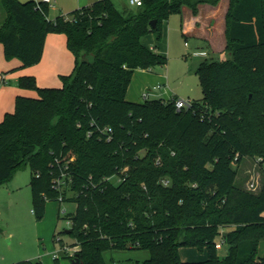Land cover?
Masks as SVG:
<instances>
[{
  "label": "trees",
  "instance_id": "trees-1",
  "mask_svg": "<svg viewBox=\"0 0 264 264\" xmlns=\"http://www.w3.org/2000/svg\"><path fill=\"white\" fill-rule=\"evenodd\" d=\"M1 1L6 59L41 62L51 32L66 33L75 55L62 86L21 77L39 96L17 95L16 109L0 121V183L19 166L33 169L39 220L60 196L77 204L64 214L80 248L72 261L101 264L105 251L130 248L149 251L142 264H264V170L255 192L237 183L236 167L249 157L264 167V0H230L229 57L198 65L203 97L182 110L176 98L127 99L136 69L168 63L142 38L154 32L160 41L162 22L184 5L196 13L220 0H143L134 12L98 0L55 19L45 0ZM63 173L64 187L56 188ZM181 247L207 258L184 261Z\"/></svg>",
  "mask_w": 264,
  "mask_h": 264
},
{
  "label": "rangeland",
  "instance_id": "rangeland-1",
  "mask_svg": "<svg viewBox=\"0 0 264 264\" xmlns=\"http://www.w3.org/2000/svg\"><path fill=\"white\" fill-rule=\"evenodd\" d=\"M79 1L85 2V0H61V3L53 1L49 11L51 19L59 15L70 16L72 10L81 6L78 5ZM115 1L119 2V0ZM129 8L131 12L139 9L131 5ZM182 8L183 10L190 9L186 5ZM5 17L6 11L0 0V21H3ZM181 22V14L172 13L162 22L163 36L160 41L156 40L154 32L143 36V41L148 46L168 56V63L166 67L156 68V72L136 69L127 92L132 99L144 100L143 93H149L148 87L154 88V85L161 87L149 93L148 100L157 97L200 100L203 97L195 69L204 57L194 55L193 52L197 50L198 42L193 36L183 34ZM45 44L41 62L27 67L12 65L11 75L21 72H23L20 74L21 77L27 74L33 75L40 87L43 81L49 82L48 85L51 87L63 85V75L72 73L76 62L74 53L68 47L67 35L64 32H51ZM226 54L221 52L217 59H226ZM4 60L7 62L20 61L18 57L8 60L5 55ZM20 78L17 82L14 77H9L8 84H4V86H10L9 90L14 100L13 111L16 109L15 99L18 90L35 97L39 96L37 89L23 88L20 85ZM4 117L5 114L2 120ZM247 160L250 161L247 162L248 164L236 165L237 183H243L242 185L250 190V182L255 181L257 188L251 190L256 192L261 187V181L258 183L256 179L263 178L264 167L251 157ZM33 173V169L29 166H19L6 181L0 183V264H12L21 260L40 261L42 264H75L63 249L65 245L71 246L73 250L80 249L75 245L76 240L67 232L71 225L64 214L74 212L77 204L71 201H63V203L59 200L49 201L45 217L39 220L32 211L30 180ZM113 181L115 182V178ZM58 237L62 241L58 240ZM55 249L58 253V260L54 259L52 254ZM195 250L200 255L206 254L197 248ZM225 251L226 247L220 253L224 254ZM259 254L264 256V241L260 245ZM148 257L149 251L146 249H113L104 252V262L101 264H142Z\"/></svg>",
  "mask_w": 264,
  "mask_h": 264
},
{
  "label": "crops",
  "instance_id": "crops-1",
  "mask_svg": "<svg viewBox=\"0 0 264 264\" xmlns=\"http://www.w3.org/2000/svg\"><path fill=\"white\" fill-rule=\"evenodd\" d=\"M52 2L54 1L55 3H61V0H51ZM98 1V0H85V2H80L81 6H78V8L82 6H87L88 4H92L93 2ZM114 3L116 4L117 8L120 10H128L130 7V2L129 0H119L117 3L115 0H113ZM229 4L230 0H220L217 4H208V3H201L198 5V11L194 13L192 8L190 9H184L183 12L181 13L182 17V29H183V34L188 36H193L197 40V50L194 51L195 56H202V61L206 59H217L219 58V54L221 52H225L226 45H227V37H226V28H227V22H226V15L229 10ZM139 8V7H137ZM55 11V10H53ZM51 18V17H50ZM5 19V18H4ZM4 21V20H3ZM3 21H0V26ZM47 40V39H46ZM143 41V38H142ZM146 46H148L145 41H143ZM46 43V42H45ZM150 47V46H148ZM150 48H153L152 46ZM154 49V48H153ZM156 50V49H155ZM157 51V50H156ZM226 53V52H225ZM229 57V54H226V58ZM204 59V60H203ZM12 65H19L22 66V61L14 60L11 62H7L4 60V46H2V43H0V121L2 120L4 114L6 113H13V95L11 93L10 86L4 84H8L7 79L9 77H14V79L18 82L19 78L21 77L20 74H14L11 75V66ZM23 67V66H22ZM144 70V69H143ZM149 72H156L155 69L146 70ZM64 74V75H69ZM30 75V74H27ZM24 75V76H27ZM49 82L43 81L40 83L41 87H51L48 85ZM48 85V86H47ZM62 86V85H61ZM154 88L148 87L149 93H153L154 89H157V87L154 85ZM161 87V86H159ZM158 87V88H159ZM145 93V92H144ZM143 93V94H144ZM148 93V97H149ZM22 94V95H30L29 93L26 94L21 91H17V95ZM16 95V97H17ZM32 96V95H30ZM144 97V96H143ZM157 98H163V97H157ZM127 99L129 101L133 102H141L144 100H135L132 99L127 95ZM148 99V98H147ZM165 100H168L166 98H163ZM248 158H245L241 164H248L250 161L247 160ZM248 162V163H247ZM258 174H260L258 172ZM261 176V175H260ZM259 182L262 179L260 177L258 178ZM243 184V183H242ZM241 184V185H242ZM49 203V202H48ZM48 206V205H47ZM47 211V210H46ZM77 249V248H76ZM79 250V249H77ZM57 252L56 249L52 252ZM180 257L184 261H205L207 258V254H198L195 250V247H181L179 250ZM68 254V253H67ZM69 255V254H68ZM70 256V255H69ZM59 258V257H58ZM57 258V260H58Z\"/></svg>",
  "mask_w": 264,
  "mask_h": 264
},
{
  "label": "built area",
  "instance_id": "built-area-1",
  "mask_svg": "<svg viewBox=\"0 0 264 264\" xmlns=\"http://www.w3.org/2000/svg\"><path fill=\"white\" fill-rule=\"evenodd\" d=\"M45 1L48 2L49 4H52V1L51 0H45ZM129 2H130V5L131 6H137V7H139V6H141L143 4V0H129ZM143 96H144L145 99H147L148 98V92H145L143 94ZM175 102H176L177 109H179V110H182L184 108H190L193 105V101L191 99H184L183 100V99H177L176 98L175 99ZM256 161L259 164V162H261V158H259ZM67 167H68V165H67ZM64 176H65V174L63 173L62 174V178H58V179H56L54 181V184H55V187L56 188L61 189V188L64 187V179H63ZM111 179H114V177H112ZM115 181L117 182V181H119V179L118 178H115ZM256 181L258 183H260L259 182V179H256ZM164 183L166 185L169 184V180H164ZM250 186H251L250 189H254V188L256 189L257 188L255 181L254 182L253 181L250 182ZM61 199H62V196L59 197V200H61ZM68 220H69L68 222L72 226V224H73L72 219H68ZM58 240H61V238L58 237ZM222 246H223V242L222 241H218L217 248L221 249ZM63 249L66 251V253H68L72 257H74L75 254H76V252L78 251L76 248H75V250H73V248L71 246H67V245L63 246ZM53 257H54V259H57L58 258V253L57 252H54L53 253Z\"/></svg>",
  "mask_w": 264,
  "mask_h": 264
},
{
  "label": "water",
  "instance_id": "water-1",
  "mask_svg": "<svg viewBox=\"0 0 264 264\" xmlns=\"http://www.w3.org/2000/svg\"><path fill=\"white\" fill-rule=\"evenodd\" d=\"M151 25H153V27H156V26H157V20H156V19L152 20V21H151ZM0 220H1V217H0ZM68 232H69V230H68ZM73 262H74L75 264H81L80 261L78 260V255H76V257H75V259L73 260Z\"/></svg>",
  "mask_w": 264,
  "mask_h": 264
}]
</instances>
